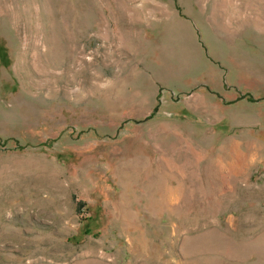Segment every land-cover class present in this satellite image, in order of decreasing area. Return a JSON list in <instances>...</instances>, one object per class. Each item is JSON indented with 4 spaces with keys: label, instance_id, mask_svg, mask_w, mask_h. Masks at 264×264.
<instances>
[{
    "label": "rangeland",
    "instance_id": "rangeland-1",
    "mask_svg": "<svg viewBox=\"0 0 264 264\" xmlns=\"http://www.w3.org/2000/svg\"><path fill=\"white\" fill-rule=\"evenodd\" d=\"M0 264H264V0H0Z\"/></svg>",
    "mask_w": 264,
    "mask_h": 264
}]
</instances>
